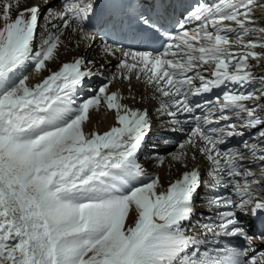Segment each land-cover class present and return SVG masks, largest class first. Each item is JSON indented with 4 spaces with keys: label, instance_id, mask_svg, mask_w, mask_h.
<instances>
[{
    "label": "snow or ice",
    "instance_id": "snow-or-ice-1",
    "mask_svg": "<svg viewBox=\"0 0 264 264\" xmlns=\"http://www.w3.org/2000/svg\"><path fill=\"white\" fill-rule=\"evenodd\" d=\"M256 7L264 4L257 0L198 3L185 20L200 23L191 30L179 23L176 33H167L169 42L163 51L103 46L106 54H119L121 78L130 80L134 74L166 98L159 111L173 124L180 123L179 115H187L184 123L191 128L179 148L191 147L205 157L211 164L208 175L213 186H231L240 197L235 203L217 196L208 201L209 206L239 208L253 216L264 212V147L243 142L258 164V173L253 172L238 162L243 153L221 147L225 136L244 133L235 124L220 129L208 125L213 113L217 120L228 121L232 117L227 113L233 112L243 127L257 130L259 141L264 142V116L257 113L260 105L245 103L260 97L254 92L224 91L214 101H205L203 117L194 115L201 105L194 107L189 97L229 82L255 81L249 58L264 57V52L255 51L264 49V38L245 37L264 33V27L255 24ZM9 9L5 0L0 16V264H264V250L253 248L256 239L264 244V227L259 237L249 235L250 227L233 211L218 212V222L203 224L205 238L186 234L181 225L193 213L202 185L200 170L184 171L166 191H157L159 177L139 180L146 175L137 153L151 132L149 113L122 103L118 91H109L111 80L77 103L79 86L93 75L83 69V58L61 64L38 83H28L24 70L31 65L39 74L47 68L46 61L54 58L62 43L57 34L62 29L79 31L82 39L93 41L94 32L72 25L97 15L98 31L116 27L100 0H65L62 10L49 8L45 19L58 21L51 23L56 32H46L39 50L33 45L40 6L20 11L15 19ZM165 16L163 0H142L130 14L136 29L129 38H139L147 49ZM229 34H235L234 41ZM233 43L239 49H231ZM204 71H210L211 78ZM259 82L264 97V77ZM102 106L114 113L115 123L103 132H85L90 110ZM185 155L181 151L172 158L180 161ZM132 211L135 218L129 225ZM209 235L212 240L243 238L247 247L209 249L205 247Z\"/></svg>",
    "mask_w": 264,
    "mask_h": 264
},
{
    "label": "bare ground",
    "instance_id": "bare-ground-1",
    "mask_svg": "<svg viewBox=\"0 0 264 264\" xmlns=\"http://www.w3.org/2000/svg\"><path fill=\"white\" fill-rule=\"evenodd\" d=\"M260 1H262V0H257V2H260ZM4 2H5V0H0V16H1V13L3 12ZM203 2H207V0H203ZM8 3L10 4L9 11H10V16L12 19H15L19 9L24 10V9L28 8L29 5H32V4L39 5L40 10H42L43 12L46 11V13H47L49 8H52L54 10H59L57 0H48L47 4L44 3V0H8ZM263 11H264V7H256L254 9V16H256L258 13L259 14L261 13V15H264V14H262ZM55 21L56 20H53V21H51V23H54ZM256 21H258V22L262 21V24H264V19H262V18H261V20L257 19ZM44 23H46V21H42L40 23V27L38 28V34H44V36H45L46 34H45L44 30L46 28L43 27ZM51 23L48 22V24L51 28V30H48V31L56 32L55 29H52ZM225 23H231V22H225ZM232 26L235 27L234 24H232ZM73 27H76V26H73ZM61 32H62L61 35H63V39L61 38L63 44H60V45L61 46L63 45V49H62L63 52H66L67 54L69 52H70V54L73 53L72 57H71V61L78 58L79 55H84V57L87 58V56L89 57L91 55L97 56L98 52H100V51H102V53L104 52L103 46L99 47L95 40L88 41V40L82 39L79 31L73 32L71 28H64L61 30ZM250 38H251L250 36H247V37H245V40L250 39ZM230 40L234 41L235 38H231ZM69 41L70 42L72 41V44H69L68 43ZM35 44H37L36 41L34 42V45ZM64 44H65V46H64ZM37 46H39V45L37 44ZM61 46L58 48H61ZM230 47H231V49H239L240 46L233 43ZM36 50H37V48H36ZM104 54H106V53H104ZM118 55L119 54L117 53V56ZM117 56H111V55L108 56V54H106V57L104 59H101V63H96L95 67H98L100 64H105L106 68L111 69V75L107 76V78H106L107 83L109 80H111V83L109 84V91H118L119 94L124 98L122 100V103L127 104L129 107H132V108L137 107L138 109H140L142 106H145L146 104H148V101H147L148 95L146 94L147 93L146 85L141 83L136 78H134L133 75L131 76L130 80H126V79L121 78L119 73L116 74L115 69H117V64H118ZM98 58H99V56H98ZM258 60H261V57ZM91 63H88L86 66L90 65ZM263 67H264V63H263ZM130 96H132V98H130ZM103 109H104V111H103L104 123H101L100 121H98L99 119L97 117H100V116H98L97 114L93 115V113H91L89 115V120L87 121V124L90 127L93 124L92 120H94L95 131H98V132H103L105 130H108V128L111 127L115 123L114 113L110 112L105 107H103ZM261 112L264 114V109L261 110ZM92 116H94V117H92ZM92 127H93V125H92ZM87 129H89V128H86L85 130H87ZM91 131H93V130H91ZM149 139L150 140L155 139V144H157V142H160L162 144V140H157L154 133L151 135V137H149ZM184 140H186V139H184ZM170 146H172V145H166L165 149L169 148ZM153 149L155 152H153L151 155H149L146 158V160L149 163L150 162L154 163L156 161L159 162L161 164L159 167L161 171L160 170L159 171L163 173L164 179L166 181L168 180L170 183L172 181L180 178L182 173L184 171L188 170L193 165V162H194V160L192 159L193 155L196 156V162H198V163H200L202 161V158H203L201 155L196 154L197 151L195 149H193L191 147H186L185 149L181 150L179 148V145H178V149L180 150L179 152L184 151L186 153V155L180 161L174 160V162H175L174 164H178L177 167H174L172 165L173 164L172 160L169 159V156L167 153L164 154L163 151H160L158 149V147H154ZM168 171H169V174L172 172V176L168 175ZM166 189H167V187H163L160 191H166ZM134 218H135V212L132 211L128 220H127V223L129 225H131L133 223ZM183 224H184V222H182L181 226L184 229Z\"/></svg>",
    "mask_w": 264,
    "mask_h": 264
},
{
    "label": "rangeland",
    "instance_id": "rangeland-1",
    "mask_svg": "<svg viewBox=\"0 0 264 264\" xmlns=\"http://www.w3.org/2000/svg\"><path fill=\"white\" fill-rule=\"evenodd\" d=\"M258 4H264V0H262V1H260V2H257ZM26 5V4H25ZM44 14L46 15L47 13H46V11H44ZM262 14H264V11H263V13ZM256 20L258 19V20H261V18L262 19H264V16H262L261 15V13L259 14H257L256 16ZM257 23H258V26H256V27H264V25L262 24V21L261 22H258V21H256ZM257 34H258V36H256V39H260V38H264V33H259V32H256ZM62 34V32L60 31V33L58 32V35H60L61 37H60V39L62 38L63 39V35H61ZM261 35V36H260ZM62 39H61V42H62ZM65 39V38H64ZM37 42V44L39 45V43H38V41H36ZM69 44H72V41L70 42H68ZM75 43V42H74ZM37 44H35L34 46H33V48H34V50H36V48H37V50H39V46H37ZM61 44H63V42L61 43ZM76 44V43H75ZM61 46V45H60ZM59 46V47H60ZM64 46H65V44H64ZM63 45L61 46V48H58V50H56V54H55V56H54V58L52 59V60H49V61H46V65H47V68L46 69H42L41 70V72L39 73V74H37V73H35L34 71H33V68L32 69H30L27 73H26V75H29V81H28V83L31 85V84H35V83H38L41 79H43L45 76H47L48 74H50V72L51 71H55V70H58V68L60 67V65L61 64H63V63H66V62H70L71 61V57H72V54L73 53H71L70 54V52L67 54L66 52H63ZM109 56V55H108ZM99 57H100V59L97 57L96 58V56L95 55H91V56H87V58H92V59H94L95 58V62L96 63H101V59H104L105 58V55L104 54H102V52H99ZM259 59V58H258ZM258 59H256L257 61H258V64H256V65H254V66H256V70L257 71H259V72H264V67H263V63H264V57H261V60H258ZM97 60H99V61H97ZM88 64V62L86 63V65ZM85 65V66H86ZM98 65V64H97ZM262 65V66H261ZM107 83V82H106ZM105 84V83H104ZM99 87H100V85H98L93 91H92V95H95L96 94V92L98 91V89H99ZM92 95H90V96H92ZM89 96V97H90ZM89 97H87V98H89ZM86 98V99H87ZM130 98H132V96H130ZM103 111H104V109H103V107H101L98 111L96 110V109H91L90 110V112H89V115L91 114V113H93V115H95V114H97L98 116H100V117H97L99 120L98 121H100L101 123H104V121H103ZM92 117H94V116H92ZM93 122V127H92V125L89 127L88 126V124H87V122L85 123V125H84V130L86 129V128H89V129H87V130H85V132H90L91 130H95V127H94V120H92ZM99 122V123H100ZM88 127H87V126ZM91 129V130H90ZM106 131V130H105ZM150 141H152V142H154V147H157V145L155 144V139L154 140H150ZM153 146H152V151H151V153L150 154H147V155H142V157H144V161H145V163H143V168H144V171H145V173H146V175H148L149 177H152V174H155L156 175V177H159V185H158V188H157V191H160L163 187H168V185L170 184V182L167 180H165L164 179V177H163V173L162 172H160L161 170H160V163L159 162H148L147 160H146V158L149 156V155H151L153 152H155L154 151V148ZM146 149V148H145ZM145 149L144 150H142V152L143 151H145ZM163 151V153L165 154V153H167L168 154V156H169V159L170 160H172V165L174 166V167H177L178 166V164H174L175 162H174V159L172 158V156H173V154H176V153H178L180 150L178 149V145L176 146V145H172V146H170L169 148H167V149H163L162 150ZM162 153V154H163ZM169 160V161H170ZM160 161V160H159ZM147 165V166H146ZM160 170V171H159ZM145 175V176H146ZM168 175L169 176H172V172L169 174V171H168ZM144 178H147V177H142L141 179H144ZM163 178V179H162ZM139 179V178H138Z\"/></svg>",
    "mask_w": 264,
    "mask_h": 264
}]
</instances>
